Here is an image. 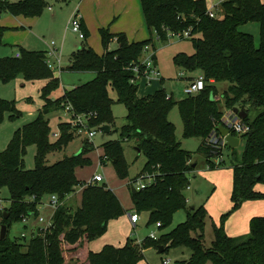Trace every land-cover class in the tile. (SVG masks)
Masks as SVG:
<instances>
[{
  "label": "trees",
  "instance_id": "16d2710c",
  "mask_svg": "<svg viewBox=\"0 0 264 264\" xmlns=\"http://www.w3.org/2000/svg\"><path fill=\"white\" fill-rule=\"evenodd\" d=\"M49 0H0V15L9 12L26 17L38 16ZM59 1V0H57ZM150 38L129 42L123 33L113 34L108 28L99 30L102 54L91 46L83 45L71 53L67 70L91 72L93 78L61 96L51 93L59 86V78L47 61L46 52L20 48V56L0 57V83L21 76L25 80L48 79L41 88L44 100L36 117L17 128L6 149L0 151V189L6 187L8 204L0 198V229L6 226V235L0 239V264H66L63 243L73 245L81 239L92 241L107 229L110 219L127 212L119 198L106 183H87L75 176V168L90 162L86 153L92 149L85 139L80 153L47 164L49 152L63 148L75 135L70 122L58 124V138L49 140L50 127L47 115L56 109L71 106L70 113L92 112L89 129L98 125L114 124L113 98L109 89L116 92V101L126 108V123L120 128L121 139L102 144L100 163L110 161L120 177L128 175L122 140H135L136 148L146 157L142 172L154 174V182L146 188H132L131 198L135 213L147 210L149 222L158 228L172 222L173 213L186 209L184 189L188 185V172L192 152L181 147L175 136L173 123L168 119L171 108L177 104L183 122V136L202 139L199 150L205 155L209 168H214L213 156L222 159V149L206 143V138L218 126L223 112L218 108L215 83L227 81L223 93L227 109L234 106L246 113L242 121L249 130L238 137L244 140L240 161L231 159L232 209L244 201L264 198L255 190L264 184V3L261 0H223L216 17L207 14L205 0H140ZM259 25V43L253 35L240 30L249 22ZM81 28L87 35L85 29ZM6 27L0 25V43ZM190 29L194 52H179L173 56L175 65L203 74L204 88L174 101L164 88L151 94L138 95L139 83L133 66L140 63L145 46L154 45L153 38L167 41V34ZM116 37L117 47L109 49ZM153 54V62L155 63ZM142 67L140 71H142ZM255 115L250 116L249 112ZM10 118L20 114L15 102L0 98V121L5 113ZM35 143V166L24 167L26 146ZM234 155V154H233ZM132 180V179H131ZM82 189L81 204L73 209L65 203L67 195ZM56 194L58 205L51 216V226H35L30 233L11 237L14 222L36 219L44 196ZM187 210V209H186ZM207 211L204 205L190 207L186 220L167 233L155 238L146 237L140 242L128 237L124 245L106 244L100 251H89V264H138L143 259V249L152 244L170 247L185 246L190 250L187 259L174 264H264V216L250 219L249 232L230 236L222 226H214L210 247L204 246V228Z\"/></svg>",
  "mask_w": 264,
  "mask_h": 264
},
{
  "label": "rangeland",
  "instance_id": "374dc122",
  "mask_svg": "<svg viewBox=\"0 0 264 264\" xmlns=\"http://www.w3.org/2000/svg\"><path fill=\"white\" fill-rule=\"evenodd\" d=\"M8 1L12 2L16 0ZM213 1L215 2L216 0H207V7H210ZM68 4H70L69 0L67 2H58L52 0L48 1L47 6L50 5L54 7L55 10H58L60 7H65ZM47 6L44 7L42 13H46ZM74 12L75 10L73 13ZM14 17L16 16L9 12H3L0 15V19L7 22L8 24L13 23L11 19ZM42 27L43 25L41 24L40 29L29 32L27 29H24L21 26L7 25L0 43V57L15 56V54L20 51L21 47L24 49H29L28 37L32 36L37 38L39 47L45 48L46 42H55L60 48L62 54L61 63L64 67L67 66L69 64V56L72 51L71 48L73 47L70 46L73 43H77L78 47L81 48L85 44V42H83L84 40L80 39L76 33L71 31L70 28L65 29L66 22L63 24L59 33L55 36H51L50 34L44 35L41 33L40 31L42 30ZM239 28L241 31L251 33L253 35L255 45L258 46L259 25L257 22H249L241 25ZM24 34L25 37L17 43L3 41L5 36L16 38L18 35L24 36ZM61 43L63 44L62 47ZM153 43L154 45L150 47V49L143 55L146 57L150 52H155V59L160 76L158 79H155V77L151 76V78H154V80L152 79L150 82L143 78L138 88V95H147L149 91L152 92L156 88H164L167 94L171 95V98L174 101L185 98L188 96V94L184 92L185 86L190 79L196 78L198 76L199 71H187L175 65L172 58L179 52L192 54L194 52L192 40L190 38L179 39L177 37H170L167 41H160L153 38ZM115 46L116 42L108 45V48ZM95 49H99V51L103 49L104 51L102 44L101 46L99 44ZM36 50L43 49L37 48ZM50 50L51 48H49V50L46 52H49ZM52 57L56 59L55 56ZM91 78H93V74L90 72H74L70 70H63L59 72V86L51 93L50 96L52 98H57L61 96L64 89H71L75 85L84 83ZM40 85L41 82H27L26 85L22 87L15 79L7 83H0V98L11 101L13 100L15 102L16 108L20 111V114L14 118H10L9 113L6 112L3 119L0 121V151L6 149L17 128L32 121L36 117L38 107L42 104V99L38 94ZM227 86V81L216 82V94L212 95L218 99V108L221 112L227 110L225 99L223 98V93ZM109 93L113 98L112 114L115 117L114 124L109 126L108 132H105L102 129V125L90 128V130L94 132L93 136L89 139L92 149L86 153V156L89 158L90 162L83 166L76 167L75 176L80 181L89 182L94 174L102 175L103 181L99 182L98 184L106 183L109 185L108 187H114L121 204L125 209H127V212L108 221L106 231L94 239V242L92 243L94 249L101 250L106 244L122 246L128 237L135 239L137 241L136 244L139 246L140 242L146 237H150L152 233L155 234L156 240L161 234L167 233L176 225L185 221L187 217V210L190 207H198L200 205H204L207 211L204 228L205 247L211 246L214 238V226H222L228 235L236 237L245 235L249 232L250 219L252 217L264 216V198L244 201L236 209H232V202L230 199L232 191V170L230 169V161L231 159L237 161L241 160L244 149V140L239 137L240 142L234 148L224 145L222 147L223 160H221L220 157L213 156L211 161L215 163L216 166L214 168H209L205 155L199 150L202 139L194 136H183V122L180 116L178 105L175 104L169 111L168 119L174 125L175 136L177 141L180 142L181 147L192 152L190 161L192 164H194L193 170L187 174L188 185L183 191L187 199V210L185 208L176 210L173 213L171 224L167 227L158 228L155 222H149V212L147 210L137 212L138 220L135 222V224H133L129 219V214L134 212L132 209L133 203L131 198V190L133 187L129 181L142 176L147 178L148 176H152L154 174L146 171L142 172L146 162V157L142 152H138L135 140L133 139L124 138L122 140L123 155L128 165L127 176H118L113 163L108 160L105 161L104 164L100 163V156H103L102 144L109 140L121 139L120 128L126 123V108L124 104L116 101L117 95L114 90L109 89ZM26 96H30L34 100L27 101L25 98ZM234 107L241 109L239 105ZM249 115L254 116L255 112L250 111ZM47 119L48 125L50 127L49 140L54 142L58 138V135H55L58 133V124L70 122L73 118L71 113L66 109H56L50 112V114L47 116ZM85 139H87L86 133H75L74 137L63 148L51 151L47 154V164H52L55 161L64 158L65 156H72L74 154L80 153ZM35 154L36 145L35 143L31 142L26 146L25 154L23 156L25 168H34ZM256 187L264 193V184L258 183L256 184ZM257 188L255 189L258 190ZM75 192H80L81 204L82 190L80 187H77ZM76 195L78 196V194ZM76 195L73 193L70 200H65V203L73 209H75L77 206L75 197ZM8 196L9 193L7 188H1L0 198L2 199L3 205L8 204V200H6ZM39 206L38 217L35 220L33 219L30 221V224H34V226H43L44 222L51 216L54 209V206L49 202V196L47 195L43 197ZM39 217H41L43 221H40ZM30 229L31 227L29 226L28 228H24V224L22 222H14L10 228L9 234L11 237H16L20 236V234L25 231L26 234L30 233ZM62 249L67 262L72 261V259H70V253H72L71 249L65 247V243H63ZM157 250V244H152L148 247H145L143 249L144 258L139 261V264H163V260L165 259L169 260V264H174L175 261L187 259L190 256V250L185 246L170 247L167 251L162 253H158Z\"/></svg>",
  "mask_w": 264,
  "mask_h": 264
},
{
  "label": "crops",
  "instance_id": "0c3cea01",
  "mask_svg": "<svg viewBox=\"0 0 264 264\" xmlns=\"http://www.w3.org/2000/svg\"><path fill=\"white\" fill-rule=\"evenodd\" d=\"M49 1H52V0H49ZM55 1H57V0H55ZM62 1L67 2L68 0H59L58 2H62ZM69 1H70V4L66 5L65 7H60V9H58V10H55L54 7H52L50 5L47 6L46 13H42L41 16L38 15V16H33V17H26V16L15 15L16 17L11 19V21L13 22L12 24H10V23L8 24L7 22L0 19V25L4 26V27H6L7 25L21 26L22 28L27 29V31L32 32V30L40 29L41 24H42L43 27H42V30L40 31L41 33H43L44 35L50 34L51 36H55L59 33L60 29L62 28V26L65 22H66L65 29L70 28L68 26V22H69L68 19H70L69 17H71V14L73 13V11L77 10L81 16V19H80L81 25H82L83 29H85L87 32V35L84 37L83 42H85V44H88V45L90 44L89 46H91L99 54H102L104 52L103 49L100 51H99V49H95V48H97V46L99 44L101 46V40H100V34H99V30L101 28H108L109 31L113 34L123 33V34H125V36L129 42H131V41H142V40H147L149 38L150 33H149V30H148L146 22H145V18H144V14H143V10H142L140 0H69ZM205 1H207V0H205ZM261 2L264 3V0H261ZM214 4H216V1L215 2L213 1V3H211V5H214ZM84 35H85V33H84ZM24 37H25V34H24V36L18 35V37H16V38H12L10 36H5L3 41L4 42H10V43H17L21 39H23ZM51 42H49V43L46 42L45 48L39 47L37 38L29 36L28 37V48H29L28 50H36L37 48H42L43 49L42 51L46 52L52 46L54 48H56L60 54L59 62H57L56 59H54L52 56H49L48 52H46V56H47L48 63L51 65V67L53 69L54 76L59 78V72H61L63 70H67V66L69 64L65 67L62 65V63H61V55L62 54H61L60 48L56 45L55 42H54V45H52ZM115 42H116V37H114L111 40L109 45H111L112 43H115ZM62 43H63V41H62ZM62 43H61V47L63 46ZM70 47H72L71 53L74 52L76 49H79L77 43H73ZM116 47H117V42H116L115 47H112V48L109 47V49H114ZM149 49H150V47L148 48V50ZM71 53H70V56H71ZM150 53H153V52H150ZM153 54L155 55V52ZM70 56H69V63H70ZM143 58H145V55H142L141 59H143ZM154 64L157 67L156 61ZM157 70H158V67H157ZM15 80H17L22 87L25 86L27 82H31V83L41 82V85L39 86V89H38L39 95H40L41 88L48 82V79L25 80L21 76L15 78ZM141 81H142V78L139 80V86L141 84ZM161 82H162V79H161ZM75 86H77V85H75ZM156 89H158V88H156ZM63 92H64V90H63ZM63 92H62V94H63ZM150 92L151 91H149L147 94L153 93V91L151 93ZM139 96H144V95H139ZM25 98L27 101H33L34 100L30 96H26ZM43 104H44V100L42 99V104H41V106L38 107V110L43 106ZM38 110H37V112H38ZM107 186H109V185L107 184ZM109 188L112 189V191L117 196V193H116V190L114 189V187L113 188L109 187ZM254 188H257L256 185ZM258 191H260V190L258 189ZM260 192H262V191H260ZM73 193H75V195L78 194V196L77 195L75 196L76 197V205H77L76 207H78V206H80V192L76 193L74 191L71 194L67 195L66 201H68L72 198ZM32 220L33 219L29 218L26 221L27 226H29L31 228L35 227L34 224H30V221H32ZM93 242H94V240L93 241H86L85 239H81L73 245L65 244V247H68L72 251V253H70L71 254L70 259H72V261H73V262L69 261V259H68L69 262H67V259L65 258L66 263L67 264H89L88 260H87L88 252L89 251L97 252L100 250V249H94V247L92 245ZM143 258H144V256H143ZM138 264H139V262H138Z\"/></svg>",
  "mask_w": 264,
  "mask_h": 264
},
{
  "label": "built area",
  "instance_id": "2783aa9c",
  "mask_svg": "<svg viewBox=\"0 0 264 264\" xmlns=\"http://www.w3.org/2000/svg\"><path fill=\"white\" fill-rule=\"evenodd\" d=\"M216 4L211 5L210 7H207V14L210 17H216L219 10H220V4L223 0H216ZM81 16L78 13V11L76 10L70 17L69 22H68V26L70 27V29L76 33L78 35V37L80 39H84L85 35L82 31L81 28ZM168 39L170 37H177L179 39L182 38H189L190 37V29L184 30L182 32H178V33H168L167 34ZM52 45H54V42H51ZM150 46H145V51L148 50ZM49 56H55L56 57V61L59 62V51L54 48L53 46L51 47V50L48 52ZM16 57L20 56V53L17 52L15 54ZM153 53H150L148 56H146L145 58L140 60V63L137 65L133 66V71L135 73V78L132 79V81H134L135 79H143L145 78L146 80H148L150 82V80L154 79L151 78L155 77L158 78L160 73L157 70L154 62H153ZM141 67L143 68L142 71H140ZM205 85V79L203 74L199 73L198 76L196 78H192L188 81L187 85L184 88V92L188 95L190 94H195L199 91H201L204 88ZM71 106L67 105L66 106V110L70 111ZM72 115V121H70L72 128L74 129L75 133H86V137L87 140L89 141V139L93 136L94 132L91 131L89 129V120L91 119V117L94 115L92 112L89 113H84V114H76L71 112ZM218 125H223L224 127H226L229 132L231 134H233L234 136H239L242 134H245L248 130H249V126L247 124H245L241 117L235 113L232 109H227L226 111L223 112V115L221 117V121ZM55 135H60V133L58 132ZM206 143L212 146H216L218 148H221L226 145L225 143V137H223L220 132L217 130V127L214 128V130L209 134V136L206 138ZM153 176V177H152ZM152 176H148L147 178H145V176L142 177H138V178H134L132 180L129 181V183L132 185L133 188H135L136 190L139 189H143L146 188L147 186H149L150 184H152L154 182V175ZM103 181V176L100 174H94L92 176V178L90 179L89 182L87 183H99ZM49 202L54 206V209L52 211V214L54 212V210L56 209V206L58 205V201H57V196L56 194H51L49 196ZM51 214V216H52ZM51 216L44 222L43 227H48L51 226ZM40 221H43V219L41 217H39ZM129 219L130 221L135 224V222L138 220V214L133 212L129 214ZM150 238H155V234L152 233L150 235ZM163 264H169V260L165 259L163 260Z\"/></svg>",
  "mask_w": 264,
  "mask_h": 264
},
{
  "label": "water",
  "instance_id": "95a60500",
  "mask_svg": "<svg viewBox=\"0 0 264 264\" xmlns=\"http://www.w3.org/2000/svg\"><path fill=\"white\" fill-rule=\"evenodd\" d=\"M136 83L137 84L139 83V79L136 81ZM232 110L235 113H237L241 118H244L246 116V113L242 109H239L238 107H234ZM102 129L105 132H108L109 131V126L108 125H104V126H102ZM217 130L220 132V134L223 137H225V143H226V145L228 147L234 148V147H236L239 144V142H240L239 137L234 136L233 134H231L229 132V130L226 127H224L223 125H218L217 126ZM138 152H139V150H138ZM5 235H6V226L2 225L1 229H0V239L4 238ZM162 251H163V246L160 245L158 250H157V252L158 253H162Z\"/></svg>",
  "mask_w": 264,
  "mask_h": 264
}]
</instances>
